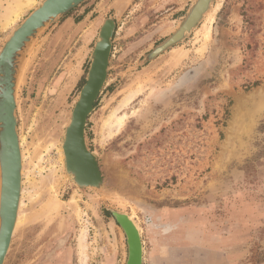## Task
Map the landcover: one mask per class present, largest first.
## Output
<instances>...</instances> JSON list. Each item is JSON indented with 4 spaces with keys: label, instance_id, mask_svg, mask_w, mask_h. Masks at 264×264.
I'll return each instance as SVG.
<instances>
[{
    "label": "rangeland",
    "instance_id": "rangeland-1",
    "mask_svg": "<svg viewBox=\"0 0 264 264\" xmlns=\"http://www.w3.org/2000/svg\"><path fill=\"white\" fill-rule=\"evenodd\" d=\"M42 1L14 21L17 0H0V49ZM195 2L86 0L28 45L16 91L24 219L4 264H126L108 208L139 225L144 264H264V0H214V14L150 58ZM109 17L107 81L86 126L104 187L82 188L63 134Z\"/></svg>",
    "mask_w": 264,
    "mask_h": 264
},
{
    "label": "water",
    "instance_id": "water-1",
    "mask_svg": "<svg viewBox=\"0 0 264 264\" xmlns=\"http://www.w3.org/2000/svg\"><path fill=\"white\" fill-rule=\"evenodd\" d=\"M86 0H43L7 37L0 49V264H4L12 240L22 181V158L19 146L17 83L20 59L40 31ZM214 0H196L180 28L153 50V58L181 41L211 10ZM116 21L109 17L101 26L90 67L79 97L63 134L62 149L67 173L79 187H104L97 155L88 147L86 125L95 102L107 80ZM122 227L128 245L126 264H144L141 229L126 212L108 208Z\"/></svg>",
    "mask_w": 264,
    "mask_h": 264
},
{
    "label": "bare ground",
    "instance_id": "bare-ground-1",
    "mask_svg": "<svg viewBox=\"0 0 264 264\" xmlns=\"http://www.w3.org/2000/svg\"><path fill=\"white\" fill-rule=\"evenodd\" d=\"M35 1V0H34ZM33 0H26V5L29 7L30 5H33V2H34ZM100 3V2H99ZM218 5V4H217ZM212 8H214V11H215V9L217 8V7H212ZM23 11V10H22ZM18 12V11H17ZM210 12L211 11H209L208 13L210 14ZM20 13H22L21 12V10L18 12V13H16V14H14V15H16L15 17H16V19H13L14 21H16L17 20V18H19V16H20ZM211 13H213V12H211ZM214 14V13H213ZM208 15V14H207ZM211 15V14H210ZM213 16V15H212ZM212 18V17H211ZM211 18H209V19H211ZM208 19V18H207ZM11 21V20H10ZM209 21V20H208ZM13 23V22H12ZM16 23V22H15ZM205 24H206V22H205ZM6 25V24H5ZM7 27V26H6ZM206 30V29H205ZM209 30V29H208ZM207 32H209V31H207ZM89 35V34H88ZM7 36V35H6ZM88 39H90V38H88ZM87 39V40H88ZM77 78V77H76ZM76 80V79H75ZM68 88V87H67ZM130 97V96H129ZM252 99V98H251ZM127 100V99H126ZM124 103H126V101L124 102ZM243 103V102H242ZM119 118V117H118ZM109 119H110V117H109ZM122 119V118H121ZM121 119H120V122H121ZM236 119V118H235ZM54 122V121H53ZM64 123V122H63ZM55 124V123H54ZM47 130H48V128H47ZM63 131V130H62ZM61 132V131H60ZM19 134V133H18ZM54 137V136H53ZM23 139V138H22ZM49 139V138H48ZM59 141V140H58ZM50 143H52V142H50ZM19 146H20V148H21V158H22V169H21V172H22V181H21V194H20V200H19V208H18V212H17V219H16V222H15V227H14V231H13V237H14V234H15V232L17 231V229L18 228H20L19 226H20V224H21V222L23 221V219H24V216H23V214H22V207H23V199H24V187H23V185H24V178H23V176H24V171H25V166H27L26 165V154H25V150L23 149V140H21V137H20V134H19ZM55 148H56V146H55ZM60 150V149H59ZM63 154V153H62ZM42 155V154H41ZM61 159V158H60ZM53 171V170H52ZM55 171V170H54ZM57 171V170H56ZM53 173V172H52ZM27 174V173H26ZM49 181V180H48ZM44 188V187H43ZM54 188V187H53ZM54 190V189H53ZM56 191V190H55ZM54 191V192H55ZM0 193H1V167H0ZM54 194V193H53ZM55 196V195H54ZM54 196H53V199H54ZM49 200V199H48ZM45 202V201H44ZM75 202V201H74ZM52 203V202H51ZM58 203H56V205H57ZM52 205V204H51ZM54 205V204H53ZM56 206H54V208H55ZM50 210V209H49ZM56 210V209H55ZM26 211V210H25ZM50 212V211H49ZM49 212H47V213H49ZM30 216V215H29ZM86 231H87V229H86ZM82 233V235H80V237H81V241H80V237H79V241H80V247L82 248V251H81V254L83 255V256H87V254L88 253H86V244L87 243H84V241H85V234H86V232H80V234ZM83 256H82V259H84L83 258ZM85 260H86V257H85Z\"/></svg>",
    "mask_w": 264,
    "mask_h": 264
},
{
    "label": "crops",
    "instance_id": "crops-1",
    "mask_svg": "<svg viewBox=\"0 0 264 264\" xmlns=\"http://www.w3.org/2000/svg\"><path fill=\"white\" fill-rule=\"evenodd\" d=\"M26 0H17L16 4L13 6V8H10L9 14H16L20 10H23L25 8ZM18 11V12H17Z\"/></svg>",
    "mask_w": 264,
    "mask_h": 264
},
{
    "label": "flooded vegetation",
    "instance_id": "flooded-vegetation-1",
    "mask_svg": "<svg viewBox=\"0 0 264 264\" xmlns=\"http://www.w3.org/2000/svg\"><path fill=\"white\" fill-rule=\"evenodd\" d=\"M92 53V52H91ZM112 53V52H111ZM90 67V66H89ZM89 70V69H88ZM88 73V72H87ZM188 73L183 76V79L187 78ZM87 78V77H86ZM86 81V80H85ZM107 81V80H106ZM85 83V82H84ZM106 83V82H105ZM84 85V84H83ZM101 93V92H100ZM100 95V94H99ZM99 97V96H98ZM98 99V98H97ZM97 101V100H96ZM95 108H96V102H95ZM95 110V109H94ZM89 119V118H88ZM88 123V121H87ZM87 126V125H86ZM86 134V133H85Z\"/></svg>",
    "mask_w": 264,
    "mask_h": 264
}]
</instances>
